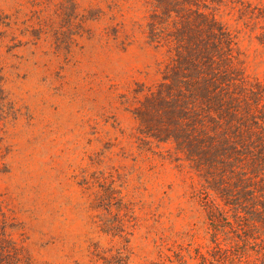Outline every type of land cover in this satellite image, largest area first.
I'll use <instances>...</instances> for the list:
<instances>
[{
    "label": "rangeland",
    "instance_id": "rangeland-1",
    "mask_svg": "<svg viewBox=\"0 0 264 264\" xmlns=\"http://www.w3.org/2000/svg\"><path fill=\"white\" fill-rule=\"evenodd\" d=\"M205 54L226 105L199 102L192 126L177 86ZM0 89L11 262L99 264L125 248L127 264H199L204 161H189L201 146L184 134H227L235 112L264 129V0H0Z\"/></svg>",
    "mask_w": 264,
    "mask_h": 264
},
{
    "label": "trees",
    "instance_id": "trees-1",
    "mask_svg": "<svg viewBox=\"0 0 264 264\" xmlns=\"http://www.w3.org/2000/svg\"><path fill=\"white\" fill-rule=\"evenodd\" d=\"M200 16L210 36L217 34L219 42L225 35L226 42L231 43L213 14L203 12ZM206 54L184 67L186 71L181 72L177 86L180 93L182 89L187 91L186 100L195 106V118L187 119L192 126H198L201 120L197 117L202 110L197 107L199 102L208 106L226 105L227 93L222 90L225 83L222 76L216 77L215 57ZM0 94V101L5 100L1 89ZM243 114L247 119L252 117L249 110ZM228 116L231 131L220 137L194 136L190 132L193 127L184 134L209 149L203 151L200 147L186 155L193 163L194 156L204 161L199 171L204 175L203 183L194 190V198L204 214L208 247L204 253L196 250L194 258L199 264H264V129L257 123L243 122V115L236 112ZM200 130L202 134L204 129ZM1 242L0 264H16L9 260L12 249ZM125 254L126 249L119 248L101 251L94 258L99 264H127Z\"/></svg>",
    "mask_w": 264,
    "mask_h": 264
}]
</instances>
